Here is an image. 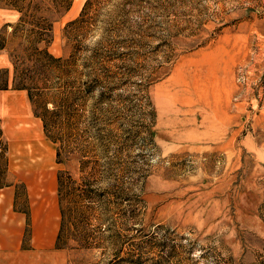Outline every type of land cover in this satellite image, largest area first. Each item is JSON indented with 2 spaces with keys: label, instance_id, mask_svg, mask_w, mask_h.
<instances>
[{
  "label": "rangeland",
  "instance_id": "obj_1",
  "mask_svg": "<svg viewBox=\"0 0 264 264\" xmlns=\"http://www.w3.org/2000/svg\"><path fill=\"white\" fill-rule=\"evenodd\" d=\"M0 54V91L52 88L47 133L24 90L59 164L52 264H264V0H0Z\"/></svg>",
  "mask_w": 264,
  "mask_h": 264
},
{
  "label": "crops",
  "instance_id": "obj_2",
  "mask_svg": "<svg viewBox=\"0 0 264 264\" xmlns=\"http://www.w3.org/2000/svg\"><path fill=\"white\" fill-rule=\"evenodd\" d=\"M4 58L0 54V67ZM0 118L6 130L18 137L11 142L19 148L12 146L9 154L8 170L15 182L0 187V264H52L60 253L56 242L61 225L56 149L49 141L45 149L39 148L31 137L32 127L24 126L40 125L26 91H0ZM18 182L25 184L26 197L18 196ZM27 205L31 235L26 248Z\"/></svg>",
  "mask_w": 264,
  "mask_h": 264
},
{
  "label": "trees",
  "instance_id": "obj_3",
  "mask_svg": "<svg viewBox=\"0 0 264 264\" xmlns=\"http://www.w3.org/2000/svg\"><path fill=\"white\" fill-rule=\"evenodd\" d=\"M59 0H56V3L58 2ZM61 2V0H60ZM48 59V62H50L49 60L51 61H54V57L51 56L50 54H48L47 51H41L40 52V58L38 60L39 63H42V66H44V69L41 70L40 72V75H44V72H45V75H46V70L52 66H46V62ZM33 83V82H32ZM13 88L15 89H20V90H27L29 92V95H30V98L31 100L33 101L36 97L39 98V101H40V104H41V109H43V113L42 112H39L37 111L36 114L38 116H40L44 122V128H45V131L47 133L48 129H49V122L47 121V116L46 114L49 113V110H48V104L50 103V99L48 98L49 96V93L51 91V87L49 86H43V87H39L37 83H34L33 84H30L28 85L26 82H22L21 84L17 85L15 84L14 82V86ZM0 89H10L9 88V82L6 81L5 85L3 87H0ZM37 92V93H34V92ZM60 156V153L58 152V157ZM59 181H60V192H61V186H62V179L61 177L59 178ZM62 229H63V226L61 227V230H60V233L58 235V243H60L61 239H62Z\"/></svg>",
  "mask_w": 264,
  "mask_h": 264
}]
</instances>
